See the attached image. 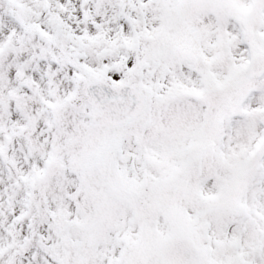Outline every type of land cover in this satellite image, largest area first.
Masks as SVG:
<instances>
[{
  "label": "snow or ice",
  "instance_id": "snow-or-ice-1",
  "mask_svg": "<svg viewBox=\"0 0 264 264\" xmlns=\"http://www.w3.org/2000/svg\"><path fill=\"white\" fill-rule=\"evenodd\" d=\"M0 264H264V0H0Z\"/></svg>",
  "mask_w": 264,
  "mask_h": 264
}]
</instances>
